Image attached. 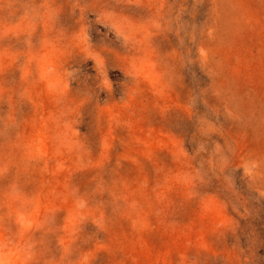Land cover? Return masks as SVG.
Segmentation results:
<instances>
[{
    "label": "rangeland",
    "instance_id": "rangeland-1",
    "mask_svg": "<svg viewBox=\"0 0 264 264\" xmlns=\"http://www.w3.org/2000/svg\"><path fill=\"white\" fill-rule=\"evenodd\" d=\"M0 264H264V0H0Z\"/></svg>",
    "mask_w": 264,
    "mask_h": 264
}]
</instances>
